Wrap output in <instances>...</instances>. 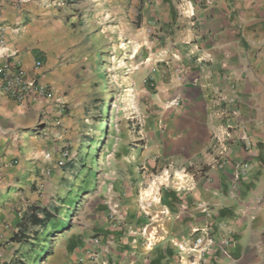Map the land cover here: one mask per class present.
Segmentation results:
<instances>
[{
  "label": "crops",
  "instance_id": "obj_1",
  "mask_svg": "<svg viewBox=\"0 0 264 264\" xmlns=\"http://www.w3.org/2000/svg\"><path fill=\"white\" fill-rule=\"evenodd\" d=\"M143 2L149 13L143 24L159 36L151 68L137 72L133 82L144 126L121 155L144 170L146 179L134 187L146 186L140 198H147L151 217L158 208L167 219L163 242L152 246L146 264H177L191 229L208 226L231 229L232 252L250 250L252 236L264 250V0ZM24 10L32 16L35 6ZM24 16L14 7L1 10L0 63L18 62L57 96L59 70L46 63L34 69L40 50L23 49L33 32L22 26ZM55 102L16 103L0 91V251L18 246L11 238L22 216L40 207L30 204L31 191L60 170L50 154ZM241 125L247 142L238 140ZM130 201L136 203L137 195Z\"/></svg>",
  "mask_w": 264,
  "mask_h": 264
},
{
  "label": "rangeland",
  "instance_id": "obj_2",
  "mask_svg": "<svg viewBox=\"0 0 264 264\" xmlns=\"http://www.w3.org/2000/svg\"><path fill=\"white\" fill-rule=\"evenodd\" d=\"M143 1L29 0L20 11L25 15L22 26L33 31L23 49L40 50L36 57L42 66L46 63L59 70L60 84L57 96L47 85L50 99L57 101L59 121L50 154L53 164L61 160L63 165L44 186L33 188L29 200L32 206L62 212L49 244L31 241V253L29 244L9 245L0 251V261L10 257L25 264H146L152 246L163 242L167 219L158 208L152 218L147 195L140 198L146 186L134 187L146 179L144 170L130 156L121 155L123 148L129 152L134 147L133 139L144 126L133 99V82L137 72L151 68L159 36L143 24L149 14ZM179 1L195 6L196 0ZM4 6L15 5L12 0H0V13ZM25 6H35L32 16ZM11 43L14 52L17 43ZM83 157L85 166L93 168V177L81 172L78 162ZM82 189L86 191L71 211L61 208L58 199L67 190ZM135 195L136 203L130 201ZM35 231L30 230L29 236ZM96 238L99 242L94 245ZM257 242L258 236H252L250 250H231L226 258L217 254L209 264H264V250Z\"/></svg>",
  "mask_w": 264,
  "mask_h": 264
},
{
  "label": "built area",
  "instance_id": "obj_3",
  "mask_svg": "<svg viewBox=\"0 0 264 264\" xmlns=\"http://www.w3.org/2000/svg\"><path fill=\"white\" fill-rule=\"evenodd\" d=\"M14 9L18 12L22 10L29 0H12ZM3 36L0 31V39ZM34 69H40L42 62L35 60ZM0 91L10 100L21 103L25 100L35 101L38 99L49 100L52 96L51 88L40 80V77H28L18 62L5 59L0 63ZM237 114L236 109L231 111V115ZM241 136L239 142H247V130L245 125H241ZM49 158V154L45 155ZM63 161H58L57 166L61 167ZM206 213V209L201 210ZM191 239L178 247L179 257L177 264H209L212 258L219 254L229 257L232 248V231L230 228H223L218 233H214L209 226L199 229H191ZM99 240H93L96 245Z\"/></svg>",
  "mask_w": 264,
  "mask_h": 264
},
{
  "label": "trees",
  "instance_id": "obj_4",
  "mask_svg": "<svg viewBox=\"0 0 264 264\" xmlns=\"http://www.w3.org/2000/svg\"><path fill=\"white\" fill-rule=\"evenodd\" d=\"M77 0H70V3H75ZM37 56V55H36ZM86 157H83L78 165L82 167L81 172H88V175L93 177L94 172L93 168H87L85 166ZM86 167V168H85ZM67 190L66 194L59 198L58 201L61 204V208L72 210L74 204L77 203L78 199L81 196V193L86 190ZM62 210L52 207V209L45 207H30L26 210L22 216L21 222L19 224V230L13 235L11 241L15 242L18 246H26L29 244V253L33 252V245L35 241H43L44 243L49 244V238L51 237V231L59 229L57 219L61 214ZM69 213H67L68 215ZM30 230H36L32 232V235L29 236ZM32 241V243H31ZM30 242V243H29ZM40 251H43L41 249ZM34 263V259L32 260ZM3 264H25V262L20 260H9Z\"/></svg>",
  "mask_w": 264,
  "mask_h": 264
}]
</instances>
